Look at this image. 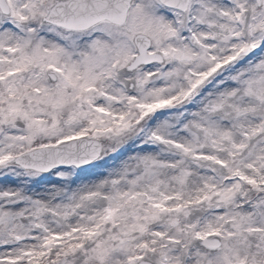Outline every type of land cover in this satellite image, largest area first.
I'll use <instances>...</instances> for the list:
<instances>
[{
  "label": "snow or ice",
  "instance_id": "6c2138e0",
  "mask_svg": "<svg viewBox=\"0 0 264 264\" xmlns=\"http://www.w3.org/2000/svg\"><path fill=\"white\" fill-rule=\"evenodd\" d=\"M0 264H264V0H0Z\"/></svg>",
  "mask_w": 264,
  "mask_h": 264
}]
</instances>
